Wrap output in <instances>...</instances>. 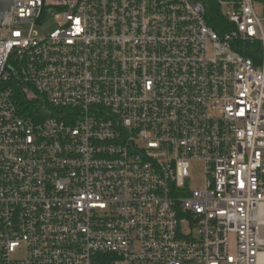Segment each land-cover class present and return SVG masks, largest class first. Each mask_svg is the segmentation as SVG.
<instances>
[{
  "label": "built area",
  "instance_id": "built-area-1",
  "mask_svg": "<svg viewBox=\"0 0 264 264\" xmlns=\"http://www.w3.org/2000/svg\"><path fill=\"white\" fill-rule=\"evenodd\" d=\"M213 1L12 0L0 264H264V0Z\"/></svg>",
  "mask_w": 264,
  "mask_h": 264
},
{
  "label": "trees",
  "instance_id": "trees-1",
  "mask_svg": "<svg viewBox=\"0 0 264 264\" xmlns=\"http://www.w3.org/2000/svg\"><path fill=\"white\" fill-rule=\"evenodd\" d=\"M207 7L208 25L213 28L221 37L231 33L234 27L223 15L221 8L213 0H205ZM234 46V44H233ZM237 52L247 58H252L257 66L262 61V46L259 43L250 45L248 43L238 42L234 48Z\"/></svg>",
  "mask_w": 264,
  "mask_h": 264
},
{
  "label": "rangeland",
  "instance_id": "rangeland-1",
  "mask_svg": "<svg viewBox=\"0 0 264 264\" xmlns=\"http://www.w3.org/2000/svg\"><path fill=\"white\" fill-rule=\"evenodd\" d=\"M51 25L38 27L37 31L43 35L47 30H53ZM191 189H203L205 184V167L202 163H193L191 168Z\"/></svg>",
  "mask_w": 264,
  "mask_h": 264
},
{
  "label": "water",
  "instance_id": "water-1",
  "mask_svg": "<svg viewBox=\"0 0 264 264\" xmlns=\"http://www.w3.org/2000/svg\"><path fill=\"white\" fill-rule=\"evenodd\" d=\"M12 7V0H0V29L3 23L5 14L10 11Z\"/></svg>",
  "mask_w": 264,
  "mask_h": 264
}]
</instances>
